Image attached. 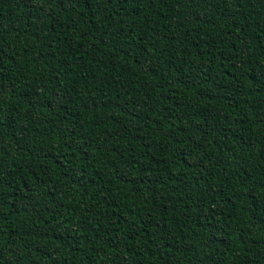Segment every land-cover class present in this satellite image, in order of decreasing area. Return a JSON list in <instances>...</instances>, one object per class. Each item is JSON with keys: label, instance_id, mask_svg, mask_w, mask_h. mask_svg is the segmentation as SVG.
Here are the masks:
<instances>
[{"label": "trees", "instance_id": "1", "mask_svg": "<svg viewBox=\"0 0 264 264\" xmlns=\"http://www.w3.org/2000/svg\"><path fill=\"white\" fill-rule=\"evenodd\" d=\"M0 264H264V0H0Z\"/></svg>", "mask_w": 264, "mask_h": 264}]
</instances>
